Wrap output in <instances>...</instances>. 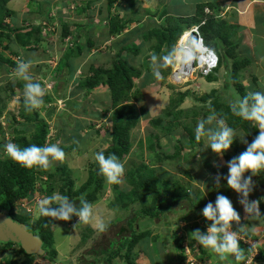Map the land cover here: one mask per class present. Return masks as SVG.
I'll return each instance as SVG.
<instances>
[{"label":"rangeland","instance_id":"obj_1","mask_svg":"<svg viewBox=\"0 0 264 264\" xmlns=\"http://www.w3.org/2000/svg\"><path fill=\"white\" fill-rule=\"evenodd\" d=\"M28 1L36 2L35 0H11L8 3L7 7L12 10V12L14 11V14L17 13V15L15 16L16 19H18L22 14H24V11L27 12L34 6V4H30ZM55 1L56 2L52 3V5H54L52 9L51 3L47 0H44L39 4L38 8L40 9V16L37 18V20L31 16H28L25 19L28 26L37 24L38 26H40V28H46L42 35L45 36V44L41 45L37 52L33 51L34 53H32L31 50H28L27 48L29 46H25V48H22L18 43H16L12 44L11 48H9L8 50H3L2 46L0 45V54L3 57L16 62L17 66L21 62V60H28L29 57H32L33 60L38 62L35 63L34 66L30 69L33 82H39L41 86L45 88L47 93L46 95L51 96L50 94L52 93L54 94V97H51V99H49L48 101L44 100V107L34 110H37V112H39V115L49 125V143H47L46 146L49 144H58L59 147L65 152V161L63 163L56 162L55 166L65 165V167L70 170V177L74 182L73 191H76L87 180L91 164H97V162L95 161V154L103 152L110 145L111 141L109 114L111 112L108 111L107 114L102 116L104 110L106 111L110 109L109 93L106 88L99 87L93 89L89 93V95L85 97L84 91H80V89L75 88L79 81H83L89 65L93 62L90 60L85 61L84 56L71 60V74L67 72L64 66L62 68L61 65H64L62 57L70 44L67 42V40L59 42L58 38L60 34L58 33H60V29L58 27L55 28L54 24L57 25L56 21H54L49 29H47V27L49 26L48 22L52 20L53 17L58 18L59 16L62 17L64 21L69 24V26L72 24V22L75 23L76 21L73 20V16L71 13L65 14L66 10H72L73 7H71L70 5H63L62 7H60V1L70 2L71 0ZM72 1L73 3H75V5H77L78 2L74 1L78 0ZM158 1L159 0H135L131 3V8L133 7L132 9L134 14L129 13L127 17H141V21L143 23L139 25L145 26V28L143 29L145 31L146 28L149 29L152 26H160L162 23H159L158 19L155 18L156 10L159 7V5H157ZM196 1L198 0H181L179 4H168L167 9L171 10L174 7L177 8L178 11H188L192 7V3L194 4ZM170 2L172 3V0H170ZM209 2L215 3V0H209ZM257 4L259 3H254V6L256 7ZM27 5H29V7ZM67 6L68 8H63ZM57 8H60V14H57L56 16L54 13ZM72 12L75 16L78 15L77 10H72ZM119 15L121 18L123 17V14H121V12L119 13ZM258 18L260 19H257V21L261 24L260 28L254 30L255 37L253 43H255L254 47L257 55H262L264 57V13L261 14ZM77 19L81 20L80 17H78ZM5 22L9 24L10 27H13V24H10V19L6 18ZM16 23L17 26H26L24 21L21 22V24H19V22ZM129 26L130 24L127 26L128 30L130 29ZM138 26L136 27V29L139 28ZM101 27L103 26L101 25ZM126 38V40L121 41V44L117 46L116 49L113 48L112 50L110 48L107 50V52H110L111 54L106 53L103 55L102 61H99L102 63L103 67H109L111 58L113 56L112 54L116 53V51H121L122 49H124V47L131 48L133 46V44H130V42L132 41L130 35H127ZM82 39L78 41L80 42V44L78 42L77 44H79V46L81 47L82 54L85 55L86 49L83 47L85 46V42L83 43V41H86V39ZM150 44L151 41L142 42L140 44L142 46L140 48V45L138 46L139 51L137 55H134L131 52L126 53L128 63L133 67L137 69H143L144 64H147L148 68L143 69L141 78H139L138 80H134V89L138 87L141 90L139 98L136 100L133 99L131 103L138 110L140 108H143L145 114L140 115L141 118L138 125L131 131V154L125 157V159L122 161L125 165L123 183L120 185L109 184L106 181V178L102 175L101 188L95 194V199L90 202L93 205L94 215L102 218L107 225L105 231H107L112 224L116 223L115 225L119 226L125 217L143 207L142 203H140L137 198H134L130 202L124 201L125 206H121L120 203L122 202L120 201L119 203L116 199V196L119 190L127 191L131 188L126 181V172L130 167H132L131 165L133 163L137 164L139 162L140 158H138L137 155L140 153L143 154L141 155V157L144 159L149 154V150H146V139L148 133L152 130L154 131L152 122L150 120L161 116L160 118H162V125H167L168 122H174V126L170 128V130H172L169 134L170 138L162 137L159 140L161 149L158 150V153L160 156H163L165 154L168 156L173 155L175 148L173 144L175 143V140L178 139L182 143V154L180 155V157H173L172 159H169L167 161L163 158L161 162L157 164L156 174L161 180L164 179L168 181L167 183L171 190L179 194H183V192L185 191L192 197L196 195L201 199L203 197L204 201H206V204L209 202H212L214 204L215 201H212L211 199L215 198V194L219 191L221 193H224L228 188L226 180L228 174V169L226 166L227 162L232 158L239 156L230 146L229 150L224 154L222 158L218 157L211 151L210 148H204L207 143L206 138H202L200 141H196L195 143L190 144V146L192 147L190 151L189 143L187 141L188 133L184 130V127L192 129V132L195 136L197 123L201 119H206L207 116L210 115L207 110L211 106L212 101L215 100L214 98L217 97L219 102L223 101L227 103L237 99L238 96L233 98L231 97V95L233 94V92L235 93V91L232 87V81L229 77V73L225 77V82L227 79L230 88H211L217 91L216 94L218 96H216L213 92H209L210 88H202V86L195 84L197 83L195 82V80L201 78L200 76H196V74H194L193 78L191 77L187 81H184V79L181 81L171 80L170 74L162 76V79H157L153 75V66L151 61L152 53L150 51ZM71 47H73V45H71ZM221 49L222 48H220L219 51H221ZM22 51L24 52V55L21 54ZM174 52H176V57H179V55L181 54L177 46H174ZM14 53H16V55ZM217 55L220 59V64L215 74L216 77L219 76V73L223 74L224 71H227L232 62L228 54L223 53L222 56H220V54L217 53ZM160 58L161 59L158 61V63H163V57L160 56ZM61 59L62 63L60 65L59 63ZM237 59L241 60L242 58ZM57 64L60 65L59 70L56 69ZM77 64L78 67L76 66ZM17 66L8 67L6 63H0V88L4 87L8 82H11L12 84H14V82H17V80L19 79L16 74ZM76 67L77 70L75 72ZM171 68H173V66H171ZM159 70L160 72H162L163 70H165V68L161 67ZM53 72H55V75ZM61 76H64L66 78V82L59 80ZM149 78L154 79L151 81ZM237 80L240 84H242L244 88H247L245 83H242L239 77ZM19 81L23 83V86L26 83L21 79H19ZM15 92L16 93L13 98L7 99L6 93L0 91V100L2 102L0 104L2 107V111L0 113V157H2V155L5 156L6 154L5 147L2 151L1 144L3 142L6 144L10 142L9 139L12 138L13 128H16L17 130H24L25 128L22 120H20L17 115L18 111L20 110V101L24 99V87L22 88V90L16 89ZM56 92L62 93V97H56ZM183 93H187V95H185L186 97L179 101L180 95ZM205 95L211 96L210 99L205 100ZM178 101L183 102L178 104ZM166 112H170L172 114L170 116H164ZM13 117L16 118L15 121H13ZM212 127H215V124H213ZM30 130L32 131V129ZM30 130L26 131L27 135L28 133H31ZM256 130L258 132V129ZM241 131L243 132V134H241ZM241 131H235L237 133V136L246 135L243 130ZM159 134H161L160 131ZM139 142L142 143L141 146L139 145ZM235 143L238 146H247V144H249L250 142H248L247 144L242 143L240 138L237 137L234 139L233 144ZM205 160H207L211 164L212 169L207 168L204 165ZM213 168L215 169V171H213ZM186 172L188 174H186ZM262 173L260 175L252 177L255 187L252 193L249 195V200H259V210L261 214L264 215V175H262ZM248 175H250V173H245V176ZM217 177H219L218 185L216 183ZM38 185L39 182L36 183V187H38ZM87 190H89V188ZM55 192L56 193L54 194H59L57 190ZM45 197L46 196L44 194L35 192L31 196H28L25 199L16 202V212L20 213L21 211H23L24 214L29 215L30 223L36 221L39 217L37 212L38 202ZM227 197L231 200L234 208L240 214L242 219L244 211L241 208L240 204H238V194L232 190ZM144 201L146 204L145 206L151 207L152 201L150 197H147ZM187 202H184L185 206H187ZM200 202L201 201L197 198L196 200H194V203ZM185 206L183 208L173 206L168 209H163L161 215L159 216V219H152L143 216L141 218H138L137 220L136 226L139 231H151L152 237H156V240L160 242H158V244L162 243L165 245L164 247L167 249V251L164 255V258L166 260L167 258H171L170 256L172 254L180 257L181 253L182 256L183 252H180V248L177 246L176 241L173 242V239L175 240L177 236H182L181 233H183L184 228V230L189 229L190 231H192L191 226H195L194 230H201L202 227L205 228L210 224V222L206 221L201 214L202 209L205 206L197 208L195 207V209L192 208L190 210L188 209L189 206H187L188 208H186ZM252 219L253 218H248L245 221L250 222ZM182 221L187 224L186 227L184 225V222L181 223ZM259 222L260 225L258 226V228H264V217L257 218L256 224H258ZM258 230H256V232ZM253 231L255 232V230ZM103 232L96 230L94 226L78 223V218L69 225H56L55 227H53L52 232V247L55 250L56 254L50 260H47V258H45V253L43 256H34L32 258L37 259V261L40 262L38 264H80V260L92 262L95 256H97L91 250L93 244H100V242H97L96 240L100 238L102 245L99 246L101 248H104V245H106L107 240L101 236ZM257 238L259 237H256V240ZM144 242H148L147 239L144 241H140L139 244H143ZM191 242L193 243V245L196 244V247H198L197 242H195L194 240H189V244H187L186 240L184 241V243L186 244L184 245L183 243V246H185L190 252H192V247L189 246L191 245ZM199 247L201 248H198V251H200V259L203 258L205 260L207 258H210L214 260V264L216 260L218 261L217 255L215 253L200 245ZM94 248L97 249L98 246L94 245ZM116 248L117 245L115 244L113 246V249ZM15 250L17 249L13 245H8L5 250H2L0 246V264H11L12 260L16 261L15 264H23L27 261L23 256L15 255ZM48 251L49 250H47V252ZM135 251L139 252V248H135ZM135 251L132 253L133 259H135ZM261 260L264 261V258L261 257ZM261 260L259 261L261 262ZM112 264L124 263L119 259H113ZM177 264H185V261L182 263L180 260H178ZM220 264L224 263L220 262Z\"/></svg>","mask_w":264,"mask_h":264},{"label":"trees","instance_id":"obj_2","mask_svg":"<svg viewBox=\"0 0 264 264\" xmlns=\"http://www.w3.org/2000/svg\"><path fill=\"white\" fill-rule=\"evenodd\" d=\"M10 1L11 0H0V45L2 46V49L8 50L11 48L12 44L16 43H18L22 48L29 46L27 47L28 50L32 51L40 48L41 45L45 44V36H42V28H40V26H28L27 22L24 21L26 26L20 25L16 27H10L9 24L5 22L6 18L11 19L14 15L12 10L7 7ZM108 2V6L111 7L115 3V0H108ZM132 2H134V0H128L129 4ZM180 2L181 0H172V4H179ZM206 7L213 12L214 16L211 14L209 17H205L204 9ZM166 11L167 9L163 8L158 14L159 23H162L160 26H152L149 29L146 28V31L142 30L137 34L134 43L132 42L133 46L131 48L124 47V49L121 51H116V53H114L111 58L109 67H103L101 62H92L88 67L83 81H79L75 87L80 89V91H84L85 97L88 96L93 89L99 87H104L108 90L110 109L106 111L104 110L102 116L107 114L108 111L111 112L109 114L111 142L110 145L103 151L105 156H108L109 154H115L121 161H123L125 157L131 154V131L138 125L141 118L140 115L145 114L143 108L138 110L131 103V101L133 99L136 100L139 98L141 90L138 87L134 89V80L141 78L143 69H147L148 65L144 64L143 69H137L128 63L126 55L127 52L137 55L139 51L138 46L142 42L151 41L150 51L152 55L155 54L158 58H160V56L166 57L170 54H174V46L180 35L190 29L192 26L197 25L199 26L198 31L204 44L213 49L216 54L219 53L220 56H222L223 52L219 50L220 48H224V53L228 54L232 60L230 71L228 73L232 81V87L236 94L233 92L231 97L233 98L238 96L242 98L248 93L246 88H244L237 80L239 71L245 67V64L248 63V61L247 59H237V57L234 55L235 47L230 41L229 35L230 31L232 30V26L227 25L223 20L218 18L217 15L219 13V7L216 5V3L197 2L194 7V12L190 15H184L181 12L178 15H168ZM54 14L56 16L57 14H60L59 10L55 11ZM109 18L108 30L110 36L121 33L129 24L134 21L131 17L127 20H123L119 14L116 16H110ZM54 21L57 23V25L54 24L55 28L58 27L60 29V33H58L60 34L58 41L63 42L67 39V42L70 44L62 57L64 65H61L62 59L60 60L59 64L62 66V68L64 66L67 72L71 74V60L74 58H79L82 54L81 47L79 46L80 42L78 41L82 38H85L86 41H83V43L85 42V46L88 45V43H91L87 40L88 38L86 36L88 30L85 26L87 24L85 25L83 24L84 22H82L80 25L79 22L77 24L75 22V24H71V26H69V24L59 16L58 18L53 17V19L48 22L49 26L47 28H49L51 24L54 23ZM131 31L133 33H137V31L140 30L132 29ZM232 32H234V30ZM77 42L79 44H77ZM71 45H73V47H71ZM14 54L16 55V53ZM0 63H6L8 67L17 66L16 62L3 57L1 54ZM59 64H57V70L60 69ZM170 70L171 66H168L161 72V75L166 76L170 74ZM53 73L55 75V72ZM213 78V75L206 77V79L209 81ZM149 79L152 81L154 78ZM59 80L66 82V78L64 76H61ZM23 87V83L18 79L17 82H14V84L8 82L4 87L0 88V91L6 93L7 99H11L15 96V90H22ZM50 95L51 96L45 95L44 100L48 101L51 99V97H54V94L51 93ZM185 95H187V93L181 94L179 101H181ZM56 97H62V93L56 92ZM210 97L211 96L209 95H205L204 99L208 100ZM216 98H214L215 100L212 101L211 106L208 108V113L211 114V109H214L218 115V118L222 117L226 124L235 131L243 130L247 137L251 140L257 136L258 132L256 128L252 127L251 122L233 115L229 106V102H219L218 98ZM1 103L2 102L0 100V104ZM1 111L2 107L0 105V113ZM171 114L172 113L170 112H166L164 116H170ZM17 115L19 119L22 120L25 128L24 130H17L16 128H13L12 138L9 139L10 142L19 145L21 148L33 144L37 146H46V144L49 143V125L39 115L37 110H33L31 112L25 111L24 99L20 101V110L18 111ZM160 117L150 120L152 122L154 131H150L147 135L146 150H149V154L146 156L147 159H143L141 157L143 154H138L137 156L140 158L139 162L137 164L133 163L131 165L132 167H130L126 172V181L131 188L127 191L119 190L116 196L117 201L119 203L120 201L122 202L120 203L121 206H125V202H130L134 198H137L140 203H142L143 207L125 217L121 224L119 223V226H116V223L112 224L107 231L103 232L101 236L107 240L104 248L100 247L102 242L99 238V241H96L100 242V244H93L91 249L92 252L97 256H95L92 262L80 260V264H112L113 259H119L124 264H135V259L132 258V253L135 251V248H139V242L146 239H151L153 242L156 240V237H152L151 231H139L137 229L136 225L138 218L145 216L152 219H159L163 209H168L173 206L183 208L185 206L184 202L187 201L188 204L186 205L189 206V208L187 206L185 207L189 210L192 208L195 209V207L197 208L205 206L206 201H204L203 197L202 199L197 195L192 197L185 191L183 194H179L171 190V188L168 186V181L164 179L161 180L157 176V164L161 162L163 158L167 161L173 157H180L183 149L182 143L176 139L175 143L173 144L175 147H173V155H159L158 150L161 149L159 140L162 137L170 138L169 134L170 131H172L170 128L174 126V122H168L167 125H162V118ZM15 119L16 118L13 117V121H15ZM29 128L32 129V131ZM27 130L31 131V133H28V135L26 133ZM184 130L188 133L187 141L189 143V150L191 151L192 147L190 144L195 143L197 140L195 139L192 129L184 127ZM159 131L161 134H159ZM1 145L3 151L6 143L3 142ZM139 145L141 146L142 143L139 142ZM231 147L238 155L246 150V146H238L236 143L232 144ZM204 165L207 168H211V164L207 160L204 161ZM213 171H215L214 168ZM70 174V170L67 169L65 165L55 166L53 171L44 172L35 168L27 169L21 167L19 164L13 162L6 154L5 156L2 155V157H0V195H4L8 200L10 205L9 215L14 220L25 225L27 230L30 232H37L38 237L42 241V249L44 250L45 258H47V260H50L56 254L52 247L53 227L56 225L59 226L61 224L69 225L73 223L77 217L73 216L70 221L65 222L59 220L56 221L50 217L39 216L36 221L30 223V216L24 214L23 211L17 213L15 205L16 202L31 196L35 192L49 197L56 193V190L60 195L67 196L70 200L74 201L77 206H79V197L81 195H83L89 203L93 201L95 199V194L99 191L102 185V175L99 172L98 164H91L87 180L76 191H73L74 182L71 179ZM186 174L188 173L186 172ZM262 175H264V172ZM37 182H39L38 187H36ZM88 188L89 190H87ZM231 191L232 190L230 188H227V191L224 193L219 191L215 194V198H212L211 200L215 201L217 195H224L227 197ZM147 197L151 198V207L145 206L146 204L144 200ZM196 198L201 202L194 203ZM53 207H55V205H53ZM203 229L204 228L202 227L200 230L202 233L205 232ZM183 236H177L175 240L173 239V242L176 241L177 246L180 248V252L184 253L183 239L186 238ZM246 237L249 236L246 235ZM115 244L117 245V248L113 249ZM190 244L191 245L189 246L192 247L191 250L193 253L195 252L200 255L198 248H201L199 245L196 247V244L193 245L192 242ZM8 245L15 246L17 249L14 251L15 255L23 256L27 260H25L26 262L23 264L32 263L34 259L32 257L34 256L25 254L20 245L11 242L0 243L2 250H5ZM94 245L98 246V248H94ZM240 246L241 248L245 249V251L250 249L242 244H240ZM47 250L49 251L47 252ZM185 258L183 254L181 256L180 253V261L182 263L185 261ZM201 259L204 260L203 258ZM15 263L16 261H11V264ZM241 263L239 262V264Z\"/></svg>","mask_w":264,"mask_h":264},{"label":"clouds","instance_id":"obj_3","mask_svg":"<svg viewBox=\"0 0 264 264\" xmlns=\"http://www.w3.org/2000/svg\"><path fill=\"white\" fill-rule=\"evenodd\" d=\"M205 9L208 10V13H205V17H209L211 14L214 16L209 8L206 7ZM217 16L220 19L223 14L219 12ZM43 29L46 28L43 27ZM41 34H43L42 31ZM182 35H180L175 44V47L177 46L179 50L178 43ZM211 50L213 51V49ZM175 55L176 52L163 57V63H158L161 58H158L155 54L151 56L155 78L162 79L159 70L161 67L173 66L174 68L180 62L179 57ZM216 56L218 58V66L211 73L206 76L193 73L191 76L184 78V81L189 80L191 77L193 78L194 74L204 79L209 75H215L220 64V59L217 54ZM184 58L185 56L182 55L181 60L185 62L190 59V57ZM35 63L37 61L32 59L21 60L16 70L17 77L26 82L23 95L24 107L27 112L44 107V97L47 94L45 88L39 82H33L30 69ZM173 68L171 69L173 70ZM172 70L170 71L172 72ZM229 106L233 115L251 122L252 127L258 129V135L250 144H247L244 139L246 135L237 136L235 130L229 127L222 117L218 118L214 109H211V114L206 119L198 121L195 129V139L200 141L202 138H206L207 143L204 148H210L214 154L221 158L229 150L235 138L239 137L242 143L247 144L244 152L238 157L232 158L226 164L228 169L227 186L238 194V202L242 205L245 213L244 219L264 217L259 210L260 201L249 200V195L255 187L252 177L264 172V91L249 92L242 98L237 97V99L229 102ZM213 124H215V127H212ZM5 152L13 162L21 167L27 169L35 168L44 172L53 171L55 163H63L66 158L65 152L58 144H49L47 146L33 144L21 148L15 143L8 142L5 145ZM95 161L99 166L100 174L106 178L109 184L120 185L123 183L125 165L115 154L105 156L103 152L96 153ZM245 173H250V175L245 176ZM216 183L217 185L219 184V177L216 178ZM37 212L39 216L65 222L70 221L75 216L78 218V223L94 226L100 232L105 231L107 228L103 219L94 215L93 205L83 195L79 197V206H77L67 196L53 194L38 202ZM201 214L210 224L205 228L206 232L204 233L199 229L192 231L189 234L190 238L196 241L198 245L215 253L220 262H227L232 257L238 264L239 262L251 264V260L246 256L245 249L240 246L237 231L233 230L234 224H241V216L234 208L231 200L224 195H217L214 204L212 202L207 203ZM243 227L244 225L239 228L242 229Z\"/></svg>","mask_w":264,"mask_h":264},{"label":"crops","instance_id":"obj_4","mask_svg":"<svg viewBox=\"0 0 264 264\" xmlns=\"http://www.w3.org/2000/svg\"><path fill=\"white\" fill-rule=\"evenodd\" d=\"M35 1L36 2L28 1L30 4H34V6L27 12L24 11L23 12L24 14H22L18 19H16V16H15L17 15V13L14 14V16L10 19V24H13V27L17 26L16 22H19V24H21V22L25 21L26 17L28 16H31L37 20V18L40 16L39 14L40 9L38 8V6L44 0H35ZM47 1L51 3V9H52V7L54 6L52 5V3L56 1L55 0H47ZM74 2H78L77 5H75V3H73L72 0L70 2L60 1L61 3L60 7H62L63 5H70L71 7H73L72 8L73 11L74 10L78 11L79 16L78 15L75 16L71 9L66 10L65 14L71 13L73 16V20H75L76 22H79L80 25L82 24V22H84L83 24L85 25L87 24L85 26L88 30V33L86 36L88 38L87 40L91 43H88V45L84 46V48L86 49L85 55L84 54L80 55V57L81 56L85 57V61L86 60H90L93 62L102 61L103 55L106 53H110V52H107L108 49L110 48L112 50L113 48L116 49V47L121 44V41H124L127 39L126 38L127 35L128 36L130 35V38H132V41L130 42V44H132V42L134 43L137 37V34L145 28V26L139 25L143 23L141 21V17L139 18L135 16L127 17L129 13L134 14L133 9H132L133 7L131 8V4L128 3V0H123V1L115 0V3L111 7L108 6V3H109L108 0H88V1L78 0ZM197 2L206 3V2H209V0H198L194 4L192 3V7L188 11H184V12L178 11L177 8H174V7L173 9L168 10L167 9L168 4L169 5H174V4H172L170 0H159L157 2V5H159V7L157 8L155 15L158 19V14L161 12L163 8L167 9L166 12L168 15H178L180 12L183 13L184 15H190L194 12V7ZM68 3H71V4H68ZM215 3L219 7V12L223 14L220 20H223L227 25L232 26V30L230 31L229 35H230V41L235 47L234 55L237 58L247 59L248 61V63L245 64V67H243L239 71L238 77L241 79L242 83H245V85L247 86L246 91L248 93L255 92V91H264V57L262 55H257L255 47H254L255 43H253L254 37H255L254 30H257L258 28H260V24H261L257 21V19H260L258 17L264 13V0H215ZM254 3H259V4H257V6L255 7ZM27 6L29 7V5ZM63 8L64 9L68 8V6L63 7ZM57 10L60 11V8H57ZM120 12L121 14H123V17H122L123 20H127L131 17L134 19V21L130 24L129 30L127 29L128 27H126V29H124L121 33L110 36L109 30H108V21L110 19L109 17L116 16ZM78 17H80L81 20H78L77 19ZM72 24H75V23L72 22ZM101 25L103 27H101ZM137 26L139 27L138 29H136ZM132 29L140 30V31H137V33H133L131 31ZM233 30L234 32H232ZM129 31H131L132 33ZM141 46L142 45H140L139 48ZM38 50L39 48L34 50V52H37ZM221 51L224 53V48H222ZM31 52L34 53L32 50ZM23 53L24 52L22 51L21 54L24 55ZM50 55H47V56H50ZM29 59H32V57H29ZM76 66L78 67V64ZM77 67L75 69V72L77 70ZM229 71H230V67L228 68L227 71H224L223 74L219 73V76L217 77L213 75L214 78L210 81L206 78L205 79L200 78V79L195 80V82L197 83L195 82L194 83L202 86V88H210L209 92H214L215 95L218 96L216 94L217 91L211 88H230L227 82V79L225 82V77L227 76ZM182 102H179L178 104ZM241 134H243L242 131H241ZM244 139L247 141V143L252 142L250 141L251 139H249L247 136H245ZM238 204L240 203L238 202ZM240 206L243 209L241 204ZM244 216H245V213L242 215L241 224L239 226L234 224L235 226L233 225V230L237 231V233L243 235L245 238H251V239L256 240V237H259L257 238V242L259 245L260 260H261V257L264 258V228L263 227L258 228V226L260 225V222L256 224L257 218L252 219L250 222H247L245 221L247 219H244ZM183 222L184 221H182L181 223ZM184 225L186 227L187 224L184 222ZM243 225L244 227L242 229L239 228L240 226H243ZM194 228L195 226H191L192 231H194ZM205 228L203 230H205ZM184 229L181 235L182 236L184 235L186 239H183V242L186 240L187 244H189V240H193L190 238V235H189L192 231H190L189 229H186V230ZM253 230H255V232ZM256 230L258 231L256 232ZM245 234L249 237H246ZM147 241L148 242H144L143 244H140L138 246L139 252L135 251V255H136L135 264H177L178 260H180V257L176 256L175 254H172L170 256L171 258H167L166 260L164 258V255L166 254V251H167V249L164 247L165 245L162 243L158 244L159 241L157 240L153 242L151 239H148ZM211 261H212V264H214V260H211ZM34 263L38 264L40 262H38L37 259H34L31 264H34ZM223 263L224 264H238V262H236L234 258L232 257H230L227 262H223ZM215 264H220V262L219 261L215 262ZM259 264H264V261L262 260L261 262L259 261Z\"/></svg>","mask_w":264,"mask_h":264},{"label":"built area","instance_id":"obj_5","mask_svg":"<svg viewBox=\"0 0 264 264\" xmlns=\"http://www.w3.org/2000/svg\"><path fill=\"white\" fill-rule=\"evenodd\" d=\"M205 13H208L207 9H205ZM44 30L45 29L42 30L43 33ZM187 35V40L183 42H181L182 37L180 38L178 46L185 58L191 55L189 61H187L189 64L179 58L180 62L177 63L170 74L171 80L181 81L187 76H191L193 73L206 76L218 66V58L210 48L204 45L198 32V26L192 27L187 32ZM184 66L187 68H184ZM238 239L240 244L250 248L246 251V256L251 260V264H259L260 250L257 240L245 238L243 235L239 234ZM185 244L186 243H184V245ZM192 252L184 246L183 254L186 257L185 264H212V259H205L203 261L199 258L198 253ZM241 264H246V262H242Z\"/></svg>","mask_w":264,"mask_h":264},{"label":"water","instance_id":"obj_6","mask_svg":"<svg viewBox=\"0 0 264 264\" xmlns=\"http://www.w3.org/2000/svg\"><path fill=\"white\" fill-rule=\"evenodd\" d=\"M10 205L4 195H0V243H15L27 255L43 256L42 241L37 232H30L25 225L9 215Z\"/></svg>","mask_w":264,"mask_h":264},{"label":"bare ground","instance_id":"obj_7","mask_svg":"<svg viewBox=\"0 0 264 264\" xmlns=\"http://www.w3.org/2000/svg\"><path fill=\"white\" fill-rule=\"evenodd\" d=\"M183 35H182V39H181V42H183V41H185V40H187V32H183L182 33ZM188 57H191V55H189ZM179 58L181 59L182 58V52H181V54L179 55ZM185 59V58H184ZM187 61H189V59H187ZM186 63H188L189 64V62H186Z\"/></svg>","mask_w":264,"mask_h":264}]
</instances>
